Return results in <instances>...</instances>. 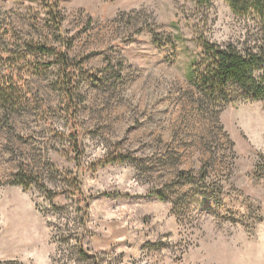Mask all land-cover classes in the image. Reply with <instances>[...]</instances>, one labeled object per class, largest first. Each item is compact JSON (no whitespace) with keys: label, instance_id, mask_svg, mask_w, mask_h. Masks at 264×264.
Segmentation results:
<instances>
[{"label":"rangeland","instance_id":"rangeland-1","mask_svg":"<svg viewBox=\"0 0 264 264\" xmlns=\"http://www.w3.org/2000/svg\"><path fill=\"white\" fill-rule=\"evenodd\" d=\"M56 3L0 0V264H264V100L220 106L189 81L199 39L262 44L259 18Z\"/></svg>","mask_w":264,"mask_h":264},{"label":"trees","instance_id":"trees-1","mask_svg":"<svg viewBox=\"0 0 264 264\" xmlns=\"http://www.w3.org/2000/svg\"><path fill=\"white\" fill-rule=\"evenodd\" d=\"M232 11L238 15L255 14L262 27L263 43L258 45H234L227 43L219 45L207 39L198 40L196 56H194L189 72V81L193 87L204 94L210 100L225 106L238 98L246 100H264V0H225ZM55 12L56 0H52ZM55 15V13H54ZM57 15V14H56ZM55 15V16H56ZM45 50L44 48H40ZM177 52V51H175ZM176 54V53H174ZM61 63L67 67L68 57L61 54ZM62 82L63 94L70 103L74 101L73 77L64 75ZM10 87L0 82V100L8 102L4 94H7ZM10 98L14 99L12 96ZM18 183L25 189L30 187L24 170H20ZM78 188L79 184L72 183ZM64 190L51 192V196H57ZM160 198L159 191H151Z\"/></svg>","mask_w":264,"mask_h":264}]
</instances>
